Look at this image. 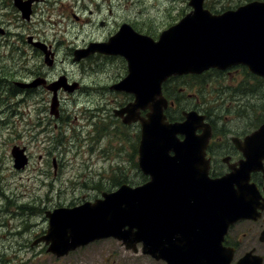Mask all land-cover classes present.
Returning <instances> with one entry per match:
<instances>
[{
  "label": "flooded vegetation",
  "instance_id": "1",
  "mask_svg": "<svg viewBox=\"0 0 264 264\" xmlns=\"http://www.w3.org/2000/svg\"><path fill=\"white\" fill-rule=\"evenodd\" d=\"M206 1L204 7L215 15L251 2L264 3L224 0V6L214 11ZM191 12L190 0H0V143L16 142L27 133L28 143L47 144L49 155L66 142L74 147L85 144L87 155L103 161L100 172L94 173L98 181H90L86 189L97 192L109 170L118 176L112 188L125 184L134 188L149 179L139 166L140 119H147L157 100L164 103L161 110L166 124L184 122L183 114L196 112L211 131L201 169L207 166L210 180L234 175L225 190L227 212L232 215L243 205V216L227 226L220 242V229L213 232V255L226 264H238L244 258L245 264H264V156L256 166L251 164L253 156L263 154V146L250 138L264 124V77L241 63L200 74L174 73L160 84L159 97L155 96V83L146 86L144 101H140L134 83L132 88L122 85L130 75L128 59L153 61L161 36L168 32L165 38L171 43L178 35L171 36L170 30ZM189 81H196L192 93H188ZM210 85L214 94L203 93ZM128 108L135 120L125 123L127 114L119 113ZM78 119L85 128L76 125V131L69 130ZM201 133V129L195 132L197 136ZM169 139L181 148L187 140L184 135ZM124 143L128 145L126 166L113 162L124 152ZM112 144L124 146L112 148ZM14 147L24 151L25 166L13 167L22 171L29 166L31 154L26 147L13 145L11 159ZM170 147L164 146L167 161L175 158ZM52 167L54 173L59 168L54 159ZM127 172L132 173L135 184L125 177ZM140 176L143 182H139ZM105 191L78 199L76 205H58L44 215L92 203L102 198V193L111 192ZM3 196L6 211H10L12 201ZM237 200L241 206L236 205ZM27 210L31 212L33 207ZM46 224L48 228L47 217ZM45 232L33 244H43V252L51 254L48 245L39 241ZM7 250L0 248V264H12Z\"/></svg>",
  "mask_w": 264,
  "mask_h": 264
},
{
  "label": "water",
  "instance_id": "2",
  "mask_svg": "<svg viewBox=\"0 0 264 264\" xmlns=\"http://www.w3.org/2000/svg\"><path fill=\"white\" fill-rule=\"evenodd\" d=\"M203 1L190 0L192 12L170 30L169 35L178 36L168 43L165 32L156 43L153 61L128 59L130 75L122 85L140 86L142 91L134 89L140 101L146 98L145 87L153 83L155 96L159 97L160 84L174 73L199 74L241 63L264 77V3L254 2L214 15L203 9ZM163 105L157 100L147 119H140L139 166L149 181L135 189L122 185L114 192L102 193L94 203L47 212L48 230L39 241L48 245V252L62 257L78 247L113 237L133 252L141 243L142 254L166 264H226L213 255L215 244L211 240L215 230L220 229V240L227 226L243 216V205L238 200L236 205L241 207L232 215L227 212L225 190L234 175L210 180L207 166L203 170L200 166L211 135L204 117L190 112L183 114L184 122L166 124ZM122 113L127 114L125 123L135 120L130 108L120 116ZM197 129L202 130L199 137ZM177 135L187 138L183 148L169 139ZM250 138L252 143L263 146V154L251 158L252 166H256L264 156V124ZM164 146H171L175 153L170 163L162 155ZM191 146L195 157L189 158L184 153ZM11 155L13 167L22 169L26 164L23 150L14 147ZM246 166L245 163L243 168ZM218 213L228 216L223 218ZM245 263L246 259H242L239 264Z\"/></svg>",
  "mask_w": 264,
  "mask_h": 264
},
{
  "label": "rangeland",
  "instance_id": "3",
  "mask_svg": "<svg viewBox=\"0 0 264 264\" xmlns=\"http://www.w3.org/2000/svg\"><path fill=\"white\" fill-rule=\"evenodd\" d=\"M223 1L208 0L206 5L216 11L224 6ZM14 67L18 69L16 64ZM194 82L196 81H189L188 93H192L191 87ZM208 91L209 94H214L212 85L203 93ZM76 125H82L80 119L74 124L72 122L71 128L68 129L76 131ZM81 128L85 127L82 125ZM29 137L25 133L16 142L0 143V208H3L0 210V225L5 224L0 227V248L8 249L6 255L11 258L12 264H163L161 261L157 262L142 255L140 245H137V252L133 253L125 250L121 242L113 239L95 241L70 252L59 260L43 252L46 249L43 244L34 245L33 241L47 229L44 211L58 205L66 207L71 204L76 205L78 199L84 197L90 199L95 194L99 195V191L114 190L116 187L111 186L115 184L118 176L114 175L115 171L112 173V170H109L108 175H105L107 179L104 176L100 182L103 186L99 187L97 192L86 189V186L92 184L90 181H98L94 173L100 170L103 161L87 155L85 144L81 143L74 147L70 142H66L49 155L46 153L47 144L28 143ZM124 144V152L113 162L126 166L125 150L127 151L128 145ZM124 144H112L111 147L120 148ZM13 145L24 146L28 154H31L29 166L22 171L13 168V159L10 157V149ZM39 156L42 157L40 161ZM53 159L59 165L55 173L52 167ZM108 163H112V160L109 159ZM125 177L131 185L136 183L131 172H127ZM143 181L140 176L139 182ZM3 195L12 201V207L8 208L10 211H6L7 203ZM28 206L33 207L31 212L27 210Z\"/></svg>",
  "mask_w": 264,
  "mask_h": 264
}]
</instances>
